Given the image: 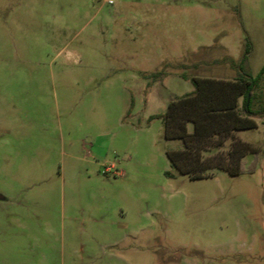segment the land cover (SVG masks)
Here are the masks:
<instances>
[{
  "label": "rangeland",
  "instance_id": "rangeland-1",
  "mask_svg": "<svg viewBox=\"0 0 264 264\" xmlns=\"http://www.w3.org/2000/svg\"><path fill=\"white\" fill-rule=\"evenodd\" d=\"M246 41L255 77L264 0H0V264H264V116L240 174L199 179L149 119Z\"/></svg>",
  "mask_w": 264,
  "mask_h": 264
},
{
  "label": "trees",
  "instance_id": "trees-1",
  "mask_svg": "<svg viewBox=\"0 0 264 264\" xmlns=\"http://www.w3.org/2000/svg\"><path fill=\"white\" fill-rule=\"evenodd\" d=\"M250 44L246 41L238 62L227 58L238 75L232 80L191 76L193 90L172 96L163 113L149 116L162 122L164 137L178 139L182 148L166 153L171 168L191 179L209 177L219 169L233 176L241 173V160L247 154H257L248 143L235 137L238 130L253 129L256 115L264 116V107L252 109L253 102L262 101L255 96L264 74V65L252 77L243 71ZM163 68L152 73L153 79L163 75ZM248 99V102H247ZM190 128V129H189ZM167 177L172 175L165 173Z\"/></svg>",
  "mask_w": 264,
  "mask_h": 264
},
{
  "label": "crops",
  "instance_id": "crops-1",
  "mask_svg": "<svg viewBox=\"0 0 264 264\" xmlns=\"http://www.w3.org/2000/svg\"><path fill=\"white\" fill-rule=\"evenodd\" d=\"M181 78V77H180ZM211 78H213V77H211ZM181 79H183V78H181ZM183 80H186V79H183ZM164 82H166L167 81V79H165V80H163ZM193 90V87H192V89L191 90H189V91H187V93L188 92H191ZM183 94V93H182ZM181 93H179V94H175V93H173L171 96H170V98L172 97V96H180V95H182ZM169 98V99H170ZM169 101V100H168Z\"/></svg>",
  "mask_w": 264,
  "mask_h": 264
},
{
  "label": "water",
  "instance_id": "water-1",
  "mask_svg": "<svg viewBox=\"0 0 264 264\" xmlns=\"http://www.w3.org/2000/svg\"><path fill=\"white\" fill-rule=\"evenodd\" d=\"M247 102H248V99H247ZM3 199V197L0 195V200H2Z\"/></svg>",
  "mask_w": 264,
  "mask_h": 264
},
{
  "label": "built area",
  "instance_id": "built-area-1",
  "mask_svg": "<svg viewBox=\"0 0 264 264\" xmlns=\"http://www.w3.org/2000/svg\"><path fill=\"white\" fill-rule=\"evenodd\" d=\"M108 3H111V0H108Z\"/></svg>",
  "mask_w": 264,
  "mask_h": 264
}]
</instances>
